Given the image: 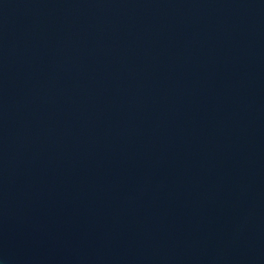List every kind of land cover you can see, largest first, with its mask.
Here are the masks:
<instances>
[{"label": "water", "instance_id": "1", "mask_svg": "<svg viewBox=\"0 0 264 264\" xmlns=\"http://www.w3.org/2000/svg\"><path fill=\"white\" fill-rule=\"evenodd\" d=\"M3 264H264V0H0Z\"/></svg>", "mask_w": 264, "mask_h": 264}, {"label": "clouds", "instance_id": "2", "mask_svg": "<svg viewBox=\"0 0 264 264\" xmlns=\"http://www.w3.org/2000/svg\"><path fill=\"white\" fill-rule=\"evenodd\" d=\"M0 264H3V261L2 260H0Z\"/></svg>", "mask_w": 264, "mask_h": 264}]
</instances>
